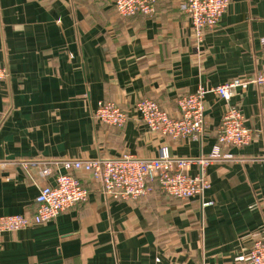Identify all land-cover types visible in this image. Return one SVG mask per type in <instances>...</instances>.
Masks as SVG:
<instances>
[{
    "label": "crops",
    "instance_id": "obj_1",
    "mask_svg": "<svg viewBox=\"0 0 264 264\" xmlns=\"http://www.w3.org/2000/svg\"><path fill=\"white\" fill-rule=\"evenodd\" d=\"M263 39L264 0H230L198 47L176 0L130 17L115 13L114 0H0V67L8 71L0 82V216L33 214L62 160L147 159L161 147L174 158L205 157L229 107L253 133L246 147L221 148L231 158L207 168L203 199H173L152 183L144 197L111 200L91 174L77 172L87 201L2 234L0 264H249V250L264 240V88L241 86L228 103L206 95L198 140L151 132L131 108L151 99L177 117V98L199 86L254 79L264 69ZM100 101L132 117L120 129L100 126L92 118Z\"/></svg>",
    "mask_w": 264,
    "mask_h": 264
},
{
    "label": "built area",
    "instance_id": "obj_2",
    "mask_svg": "<svg viewBox=\"0 0 264 264\" xmlns=\"http://www.w3.org/2000/svg\"><path fill=\"white\" fill-rule=\"evenodd\" d=\"M167 0H114L115 13L120 17L136 14L151 15L158 3ZM180 13L191 27V34L198 47L207 31L218 25L226 12L230 0H176ZM264 44V39L262 40ZM8 78L6 68L0 67V82ZM246 84L264 88V69L251 80L234 79L214 88L199 86L194 92L179 96L176 100L178 116L164 111L157 102L141 99L132 106V112L149 131L171 139L192 138L198 140L205 132V97L213 94L225 102H230L235 91ZM132 117L126 110L112 102L100 101L92 113V118L100 126L123 128ZM253 140L252 131L244 124L241 112L229 107L224 112L216 133V144L210 155L195 159L174 158L167 147L158 149L153 158L140 159L131 155L117 158H95L62 160L56 162L57 174L51 185L42 187L35 199L33 214L0 216V236L54 220L59 214L75 205L85 203L88 190L76 177L77 172L91 174L101 185L102 194L111 200H136L149 192V184L157 183L161 191L170 198L189 200L203 199L210 184L207 168L220 159H230L222 155V147L243 148ZM25 165L35 166V163ZM197 166V173L189 174L191 166ZM50 168L43 166L41 175L48 176ZM203 207L212 205L203 202ZM249 264H264V240L254 242L248 253Z\"/></svg>",
    "mask_w": 264,
    "mask_h": 264
}]
</instances>
